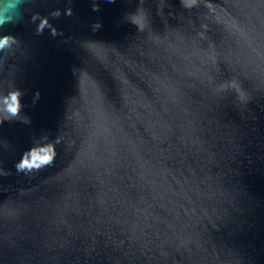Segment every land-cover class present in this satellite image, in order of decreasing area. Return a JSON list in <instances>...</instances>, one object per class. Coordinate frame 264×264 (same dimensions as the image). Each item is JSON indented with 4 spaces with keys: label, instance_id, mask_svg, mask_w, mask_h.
<instances>
[{
    "label": "water",
    "instance_id": "obj_1",
    "mask_svg": "<svg viewBox=\"0 0 264 264\" xmlns=\"http://www.w3.org/2000/svg\"><path fill=\"white\" fill-rule=\"evenodd\" d=\"M2 38L0 264H264V0H0Z\"/></svg>",
    "mask_w": 264,
    "mask_h": 264
},
{
    "label": "clouds",
    "instance_id": "obj_2",
    "mask_svg": "<svg viewBox=\"0 0 264 264\" xmlns=\"http://www.w3.org/2000/svg\"><path fill=\"white\" fill-rule=\"evenodd\" d=\"M13 9L16 7L15 2L10 6ZM16 110L15 111H11L13 115H15L18 111V102L15 105ZM56 153L55 150L52 146L48 147V151L43 154V155H35V151H33L32 156H31V160L29 161L27 157H25V160L23 163H21L20 167H40L41 165L44 164H49L53 161L54 157H55Z\"/></svg>",
    "mask_w": 264,
    "mask_h": 264
},
{
    "label": "snow or ice",
    "instance_id": "obj_3",
    "mask_svg": "<svg viewBox=\"0 0 264 264\" xmlns=\"http://www.w3.org/2000/svg\"><path fill=\"white\" fill-rule=\"evenodd\" d=\"M8 43V41H7V39L6 38H2V39H0V48H2L5 44H7ZM12 100L15 102L16 101V97L15 96H13L12 97ZM16 110V108H15V104H13V106H11V111H15ZM35 155H37V156H39L38 154H35Z\"/></svg>",
    "mask_w": 264,
    "mask_h": 264
}]
</instances>
